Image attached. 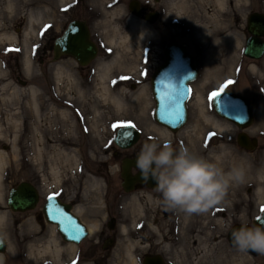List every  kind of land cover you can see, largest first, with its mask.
Masks as SVG:
<instances>
[{"label":"rangeland","instance_id":"rangeland-1","mask_svg":"<svg viewBox=\"0 0 264 264\" xmlns=\"http://www.w3.org/2000/svg\"><path fill=\"white\" fill-rule=\"evenodd\" d=\"M141 1L149 9L153 0ZM247 1H235L245 16L249 10ZM173 2L170 0L166 6L169 10L166 19L169 22L171 14L174 17L173 11L178 10ZM257 8H261V5ZM141 20L144 35L137 36L127 26L116 31L121 32L123 36L110 39L109 43L114 47V65L108 72L99 71L106 74L104 78H101L102 74L99 73V79H95L89 86L83 83L78 75L69 76L67 108H55L47 101H42L41 112L32 108L33 99L29 88L16 82L6 63L11 57V52L14 58L20 57L25 61L26 56H29L30 60H35L38 44H42L43 40L34 36L27 28L20 34H16L10 24L5 25L4 29L0 28V155L4 160L0 180V232L7 234L9 242L7 252L0 254L1 264H77L79 248L65 243L57 227L50 226L44 219L41 208L50 195L62 196L67 202L74 203L79 218L89 228L96 225V228L90 231V238L80 247L82 264H141L144 251L140 225V192L132 193L131 196L123 195L118 201L116 195L119 194L120 185L116 175L117 167L112 165L108 171L104 166L112 157V139L116 130L131 121L142 131V139L139 142L141 145L153 142V139L160 143L168 140L175 142L174 147L177 150L181 146H187L197 154L205 152L204 138L217 136L219 132L227 134L228 130L221 125V121L210 125L203 123V114L197 109V94L201 90L197 86L200 82L205 84L206 81H212L214 86H210L211 88L223 87L226 78L233 76L230 85L241 88L242 79L236 77L239 73L237 55L240 52L237 47L214 43L204 47V58L209 71L201 81L194 84L197 92L192 99L188 124L176 136H170L165 134L161 125L154 120L156 102L148 78L143 79L146 71L147 75L153 74L154 68L161 61L163 45L172 41V37L169 33L161 40L157 23H149L142 17ZM1 25L4 24H0V27ZM211 39L202 34L196 42ZM3 50H8L9 53H2ZM104 57L102 54L98 61L102 62ZM9 64L13 65L11 61ZM226 64L236 67L232 69L233 74L225 72ZM261 71L264 75V66ZM22 73L28 78L29 68L26 69L25 64ZM137 83L141 85L134 90L132 85ZM107 88L109 92H106ZM114 97L120 98L122 105L118 106L113 101ZM258 106L254 127L258 128L257 132H264V100L259 101ZM218 125L221 127L218 128ZM83 131H87L88 135L82 136ZM254 137L259 139V146H264V135ZM86 139L88 141H85ZM235 147L218 148L217 151H239V159L236 156L235 158L240 160L247 179H250L249 162L255 160L260 204L264 209V151L259 150L254 155H248L241 148ZM107 177L111 178L115 188L110 201L106 199V188L103 186ZM23 181L35 183L39 187L42 202L40 209L25 215H16L9 211L6 200L9 191ZM3 215L4 218L1 217ZM111 217L116 220L114 231L108 228ZM17 220L22 225L20 232L25 233V236L15 235ZM36 227L39 233L35 232ZM188 229L184 232L187 238L185 241L188 243L184 248L186 252L191 247L189 242L192 238ZM34 236L39 238L41 242L37 244L41 246H18V240H31ZM109 240H113V244L107 247ZM223 243L224 241L213 243L215 245L210 249L212 255L204 252L206 248L199 247L193 250L192 255L184 253V250L181 251L183 253L175 252L176 257H181V261L177 262L264 264V258L249 261L246 260V254L239 251L228 253ZM24 248L26 258L18 259L17 255L22 253L19 250Z\"/></svg>","mask_w":264,"mask_h":264},{"label":"flooded vegetation","instance_id":"flooded-vegetation-1","mask_svg":"<svg viewBox=\"0 0 264 264\" xmlns=\"http://www.w3.org/2000/svg\"><path fill=\"white\" fill-rule=\"evenodd\" d=\"M173 1V5H177L175 8L178 10L177 12L173 11L174 17L171 14V21L169 22L166 19L169 12L166 6L170 0H153L149 9H147L141 0H0V24H4L1 25L0 28L4 29L5 25L10 24V27L13 28L16 34L24 33L27 28L34 36L41 37L43 40L42 44H38L35 60H30L28 78L22 73L24 68L23 59L20 57L14 58L12 52L10 53L11 57L8 58L9 61L6 65L14 75L16 82L21 86L28 87L31 98L33 100H38L39 112H41L43 107L42 101H47L50 105L55 106V108L59 107L65 110L67 108V95L69 90L68 77L71 75H78L83 83L91 86L94 80L99 79L100 74H102L99 71H106L107 67L111 65L113 67L114 65V63H112L114 60V56L112 55L114 47L109 42L110 39H114L116 36H123L121 32L117 33L116 31L120 28L125 29L127 26L133 29L134 22L141 28V16H136L130 11L131 4L135 3L136 8L140 12L143 10L142 18L144 20L145 16L149 15L150 12L155 14L161 40L169 33L172 37V41L163 45L161 61L157 67L154 68L153 74L149 73V75H147V71L144 73L143 80L148 78L151 88L153 75L158 69L166 65L165 49L168 44L176 42L184 46L195 59V65L199 70V74L197 80L190 84L191 93L187 103V110L190 115V109L193 104L192 99L195 98L196 95H194V93L197 92L194 84L201 81V78L209 71L207 67L208 63H206V58H204V47L213 45V43L218 45L221 44L226 47L236 46L240 51L237 55L239 58V64L237 66L239 73L236 77L242 79L241 88L232 85L224 87L228 81H232L233 76H228L224 82V86L218 88L210 87L214 86V82L212 81H206L205 84L200 82L198 83L199 86H197L199 90L201 89L200 93L197 94V99H199V106L197 109L203 114L202 119H204L203 123L205 125H210L213 122L217 124V122L219 123L221 121V125L226 131L228 130L227 134L219 132L217 136H207V138H204L203 150H205V152L199 155L217 163L226 172L230 171L233 167L241 168L240 160L235 158L236 153L233 152V150H217L218 148H228L229 146L232 148V146L235 145V148H241L242 151L248 155H254L259 150L264 151V146H259V139L254 137L264 135V132L260 130L257 132L258 128L254 127L258 117L257 111L259 109V101L264 100V75H260L262 74L261 67L264 66V57L257 59L245 55L246 43L256 37L249 31V21L252 14H264V0H248L246 6L249 7V10L246 16L241 13V7L236 5V0ZM258 5H261V8H257ZM226 14L229 15L226 16ZM75 26L85 27L89 43L96 46L98 49L96 58L86 65L81 64L75 57L65 53L66 47H64V45L66 46L67 42L63 41V39L71 29L75 28ZM139 26L137 28H139ZM74 33L76 37L75 44H78L80 36L84 35L85 32L74 30ZM202 34H206L212 39L196 42L197 39L202 37ZM59 40L62 42L63 50H61V53L57 57L56 47ZM1 52L6 54L9 53L8 50H3ZM2 53L1 55H4ZM102 54H104L105 57L102 62H99L98 59ZM10 61L13 64L12 66L9 64ZM234 67L230 64H226L224 68L226 69L225 72L233 74L234 71L232 69ZM73 72H77L78 74ZM102 75L106 76L105 73ZM140 85L139 83L136 85L133 84L132 88L135 90V88ZM221 89H223V91H221ZM213 92H219L220 95L237 94L247 100L252 107V125L248 126V129L243 131L229 118L222 117L217 112V109H215L216 97H212ZM32 108H34V102ZM131 125H135L137 131H139L140 139L132 147L122 149L115 144L116 133H118L120 128L129 127ZM162 128L166 132L165 134L170 136L177 135V133L173 134L164 127ZM141 132L138 125L131 121L128 124L120 126L112 139L114 144V150L111 154L112 157L104 164L108 171L112 165L117 167L116 175H118L120 185V189L118 190L119 194L116 193L118 201L123 195L131 196L132 193L137 191L140 192V215L142 217L140 225L143 238L142 248L144 251L141 257V264H147L148 260L153 258L161 260V264H178L177 261L180 262L181 257H176L175 252L183 253L181 251H185V246H188V243L185 241L187 238L184 235L187 232V228H189L188 231L191 233L192 237L189 242L191 243V247H187L189 255H192L193 250L198 247L199 249L206 248L204 252L212 255L213 252L210 251V249L211 247L213 248L216 241H224L223 244L226 246L225 251L228 253L232 254L233 250L238 251L232 245V232L243 226H257L256 223L259 220L258 218H261L264 212L260 204L255 160L253 159V162H249L248 165L250 179H247L248 177L245 173L244 182L230 187L225 201L221 205L213 207L207 213L193 214L191 216L181 212L167 211L160 202V194L154 190L156 186L155 181L149 180L148 183L142 181L141 183L130 184L128 188H131V192H127L123 185L125 184V180L121 175L123 163L126 160L136 159L137 153L143 146L139 143L142 139ZM87 135V131H83L82 136ZM248 136L253 147H255V139L258 141L257 149L248 151L240 146L238 137ZM85 141H88V139ZM153 142L159 141L153 139ZM174 143L171 142L173 147L175 146ZM131 171L133 175L139 172L135 167H132ZM27 183L36 187L39 193V203L36 209L33 210L35 211L40 209V204L42 202L41 190L38 189L39 187L35 183ZM103 184L106 188V199L110 201L115 193L113 181L111 178L107 177ZM52 196L57 197L62 203L71 205L73 213L77 215L74 203H69L62 196L56 195H50L44 201L41 208L42 213L46 202L49 200V197ZM33 211L13 213L16 215H25ZM110 219H113V217ZM48 224L54 226L51 223ZM15 226V235L25 236V233L20 232L22 228L20 221L17 220ZM35 232L39 233L37 227ZM0 236L5 238L7 242L6 249L8 250L9 242L7 241V234L0 232ZM38 239V237L34 236L31 240H18V246H41V244H37L41 242ZM86 240L88 239L83 240L80 244L72 243V245L79 248V260L77 264H82V251L80 247ZM64 242L70 244L66 241ZM164 247L166 251H164ZM19 251L22 253H19L17 258H26L24 256L26 249H20ZM187 252L185 251L184 253L187 254ZM241 254H246V260L249 261L264 258V255L257 252L252 254L250 250ZM193 258H195V256H193Z\"/></svg>","mask_w":264,"mask_h":264},{"label":"water","instance_id":"water-1","mask_svg":"<svg viewBox=\"0 0 264 264\" xmlns=\"http://www.w3.org/2000/svg\"><path fill=\"white\" fill-rule=\"evenodd\" d=\"M136 16H143V10L141 12L136 8L135 3L130 6ZM145 20L149 23H156L157 19L153 12L145 16ZM249 31L256 37L246 43L245 55L261 59L264 57V14H252L249 21ZM75 31H84L85 34L81 35L78 44H75ZM63 41H66L67 55L75 57L81 64L86 65L91 60L95 59L98 53L96 46L91 45L88 41L87 30L85 27L75 26L64 37ZM63 50L62 42L59 40L56 47L57 57ZM166 65L163 68L157 70L152 78V91L154 94V100L156 101L155 116L154 119L163 127L172 131L173 133L179 132L188 122L189 112L187 110V102L191 93L190 84L197 80L199 70L195 65V59L190 55L188 50L176 42H172L167 45L165 49ZM161 81H171L177 85H181L183 89L181 100L176 102V105L172 109L163 108L161 100L159 98L158 89L161 88ZM190 89V92L188 91ZM215 109L217 112L225 118H229L239 128L246 129L253 123L252 107L250 103L240 95L226 94L216 97ZM124 132H130V136H124ZM135 127H123L120 128L116 138L115 144L122 149L132 147L140 139V134ZM239 144L242 148L247 150H254L249 137H238ZM254 145H257V141H254ZM132 167L136 168V159L126 160L122 166V177L125 180L123 184L127 192H131V188L128 185L133 183H141V175L132 174ZM52 200H48L43 208V214L48 223L56 225L62 239L68 243L80 244L83 240L90 236V229L88 226L76 216L71 208V205L62 203L57 197L52 196ZM39 193L36 187L27 182L20 183L16 188L10 190L8 195L7 206L12 212L26 213L36 209L39 203ZM116 220L113 218L109 223V230H115ZM257 226L264 225V213L256 223ZM107 247L113 244V240L107 242ZM7 242L5 238L0 236V254L6 252ZM233 245V244H232ZM252 254L256 253L250 250ZM162 261L158 258L149 259L147 264H161Z\"/></svg>","mask_w":264,"mask_h":264},{"label":"clouds","instance_id":"clouds-1","mask_svg":"<svg viewBox=\"0 0 264 264\" xmlns=\"http://www.w3.org/2000/svg\"><path fill=\"white\" fill-rule=\"evenodd\" d=\"M136 168L144 183L156 182L154 190L165 210L188 216L221 205L229 188L245 180L242 168L226 172L187 146L175 149L168 140L144 143L136 156ZM232 244L241 253L253 250L264 255V225L234 230Z\"/></svg>","mask_w":264,"mask_h":264},{"label":"snow or ice","instance_id":"snow-or-ice-1","mask_svg":"<svg viewBox=\"0 0 264 264\" xmlns=\"http://www.w3.org/2000/svg\"><path fill=\"white\" fill-rule=\"evenodd\" d=\"M232 84V81H228L227 84L224 87H227L228 85ZM190 92V89L188 90ZM223 91V89H221ZM159 92V98L161 100V105L163 108L166 109H172L175 107L176 102L178 100H181L183 98L182 93L183 89L181 88V85H177L176 83H172L171 81H161V88L158 89ZM212 97H220L219 92H213ZM211 99V97H210ZM115 128L116 125H113ZM131 127H135V125H131ZM130 132H124V136H130ZM53 197H49V200H52ZM264 211V209H262ZM259 219V218H258Z\"/></svg>","mask_w":264,"mask_h":264},{"label":"bare ground","instance_id":"bare-ground-1","mask_svg":"<svg viewBox=\"0 0 264 264\" xmlns=\"http://www.w3.org/2000/svg\"><path fill=\"white\" fill-rule=\"evenodd\" d=\"M139 25L136 23V22H134L133 23V29H132V31H135L136 33V35L138 36L139 34H143V31L141 30V28H140V26H139V28H137ZM142 26V25H141ZM144 35V34H143ZM24 64H25V67H26V69H28L29 68V66H30V58H29V56H26V58H25V61H24ZM264 64V63H263ZM111 67H112V65L111 66H109V67H107V69H106V71L108 72L110 69H111ZM258 73L260 74V72L258 71ZM261 73L262 74H260V75H262L263 76V72L261 71ZM102 77L101 78H104L105 76H103V75H101ZM18 92V91H17ZM106 92H109L108 91V88L106 89ZM113 101H115V103L118 105V106H120V105H122V100H120V98H118V97H114L113 98ZM33 102H34V108L33 109H35V111H38L39 112V109H38V100H36V99H34L33 100ZM218 128H220L221 126L220 125H218L217 126ZM239 155V152H236V157L239 159V157L240 156H238ZM3 165H4V160H3V158H2V156L0 155V180H1V170H2V167H3ZM244 167V166H243ZM246 170V169H245ZM1 217H5V215H3V216H1ZM94 228H96V225H92V226H90V231H92ZM1 258H0V264H1Z\"/></svg>","mask_w":264,"mask_h":264}]
</instances>
